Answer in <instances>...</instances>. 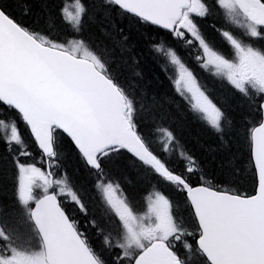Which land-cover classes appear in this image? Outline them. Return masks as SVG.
Wrapping results in <instances>:
<instances>
[{
	"label": "snow or ice",
	"instance_id": "snow-or-ice-1",
	"mask_svg": "<svg viewBox=\"0 0 264 264\" xmlns=\"http://www.w3.org/2000/svg\"><path fill=\"white\" fill-rule=\"evenodd\" d=\"M0 264H264V0H0Z\"/></svg>",
	"mask_w": 264,
	"mask_h": 264
}]
</instances>
